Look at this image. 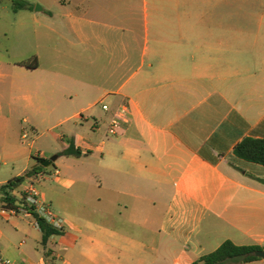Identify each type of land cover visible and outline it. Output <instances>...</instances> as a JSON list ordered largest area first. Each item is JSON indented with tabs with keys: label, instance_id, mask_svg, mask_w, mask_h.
Here are the masks:
<instances>
[{
	"label": "crops",
	"instance_id": "1",
	"mask_svg": "<svg viewBox=\"0 0 264 264\" xmlns=\"http://www.w3.org/2000/svg\"><path fill=\"white\" fill-rule=\"evenodd\" d=\"M25 1L0 0V185L36 153L57 155L36 182L53 178L38 190L63 229L43 247L33 217L0 200V264H190L225 241L264 248V166L233 155L264 140V0ZM69 146L80 156H58Z\"/></svg>",
	"mask_w": 264,
	"mask_h": 264
},
{
	"label": "trees",
	"instance_id": "2",
	"mask_svg": "<svg viewBox=\"0 0 264 264\" xmlns=\"http://www.w3.org/2000/svg\"><path fill=\"white\" fill-rule=\"evenodd\" d=\"M30 8L31 6L25 0H11V9L13 12ZM23 64L32 68V66H29L27 63ZM233 155L244 161L264 166V140L246 137L235 145L233 148ZM58 156L78 157L80 156V152L69 146ZM43 161L44 159L42 158L36 159L35 165L29 168L22 176L13 178L5 184L0 185V200L3 203L4 209L10 210L18 207V201L12 195V192L16 190L25 179L33 178L38 173L43 172L46 169L41 166V162ZM32 217L37 223L41 233L40 243L43 247L46 246L51 236L61 234V231L51 228L44 221L37 218L35 214H32ZM257 251H264V248L257 246H236L230 241H225L215 251L201 256L190 264H245L259 259L255 256V252Z\"/></svg>",
	"mask_w": 264,
	"mask_h": 264
},
{
	"label": "built area",
	"instance_id": "3",
	"mask_svg": "<svg viewBox=\"0 0 264 264\" xmlns=\"http://www.w3.org/2000/svg\"><path fill=\"white\" fill-rule=\"evenodd\" d=\"M102 110L108 111L109 108L107 105H101ZM127 114V106L125 104L119 106L113 117L111 118L109 125L107 127V135L114 137L119 134L121 129V123ZM29 135L27 132L21 134V140L28 139ZM35 157L39 158V153L35 154ZM57 173V172H55ZM41 178V174L38 173L35 177L29 178V182L24 187L22 195L19 200H17L18 207L16 209L7 210L12 214H21L26 216H31L35 214L37 218L44 221L51 228L62 231L63 229V220L57 216L50 205L43 201L40 196V192L37 187V180ZM37 225V223L35 222ZM38 227V226H37Z\"/></svg>",
	"mask_w": 264,
	"mask_h": 264
},
{
	"label": "rangeland",
	"instance_id": "4",
	"mask_svg": "<svg viewBox=\"0 0 264 264\" xmlns=\"http://www.w3.org/2000/svg\"><path fill=\"white\" fill-rule=\"evenodd\" d=\"M29 3H32V2H35L34 0H27ZM6 3H11V0H6ZM255 7H259V5L258 4H255L254 5ZM25 132H27L28 133V135H29V137H28V139H26V140H21L20 139V142H22V143H24V144H26V145H30L31 144V141H32V138H33V134L31 133V131L30 130H26ZM36 146H40V148H44L45 146L47 147L48 145H44V143H42V140H40V141H37L36 142ZM45 147V148H46ZM53 156V155H52ZM58 165H60L59 163H58ZM54 166V164L53 165H51V166H49L48 168H52ZM52 181H53V178H50V180H45V181H39V183L37 184L38 185V189H40L41 190V192H46L47 194H48V187L50 186L52 189H53V185L51 184L52 183ZM40 184V185H39ZM52 209H53V207H51ZM54 210V209H53ZM55 212V211H54Z\"/></svg>",
	"mask_w": 264,
	"mask_h": 264
},
{
	"label": "water",
	"instance_id": "5",
	"mask_svg": "<svg viewBox=\"0 0 264 264\" xmlns=\"http://www.w3.org/2000/svg\"><path fill=\"white\" fill-rule=\"evenodd\" d=\"M57 159V155H53L48 159H45L43 162H41V166L44 168H48L55 162ZM255 256L258 258H264V251H257L255 252Z\"/></svg>",
	"mask_w": 264,
	"mask_h": 264
}]
</instances>
